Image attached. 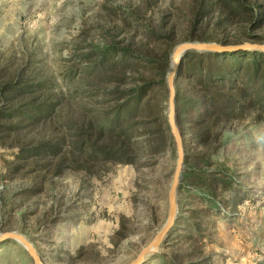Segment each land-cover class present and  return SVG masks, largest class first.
Returning a JSON list of instances; mask_svg holds the SVG:
<instances>
[{"label": "rangeland", "instance_id": "obj_1", "mask_svg": "<svg viewBox=\"0 0 264 264\" xmlns=\"http://www.w3.org/2000/svg\"><path fill=\"white\" fill-rule=\"evenodd\" d=\"M184 42L264 45V0H0V264H33L14 235L41 264H128L155 237ZM186 54L176 219L143 264H264V93L198 84Z\"/></svg>", "mask_w": 264, "mask_h": 264}, {"label": "water", "instance_id": "obj_2", "mask_svg": "<svg viewBox=\"0 0 264 264\" xmlns=\"http://www.w3.org/2000/svg\"><path fill=\"white\" fill-rule=\"evenodd\" d=\"M240 50L264 52V45L256 43L242 44H218L207 42H184L177 45L171 55V66L166 75L167 90V122L170 135L176 149V165L171 178V183L167 192V218L155 237L137 254V256L128 264H143L149 255L157 252L161 244L168 238L177 214V190L179 187L182 166H183V147L180 134L176 124L175 108V82L178 76V70L183 56L190 51L195 52H213L216 54H226ZM14 235V234H12ZM15 238L22 243L28 252L33 264H41V260L33 246L19 235Z\"/></svg>", "mask_w": 264, "mask_h": 264}, {"label": "trees", "instance_id": "obj_3", "mask_svg": "<svg viewBox=\"0 0 264 264\" xmlns=\"http://www.w3.org/2000/svg\"><path fill=\"white\" fill-rule=\"evenodd\" d=\"M222 1L227 5L230 0ZM122 52L125 53L124 55H131V57L139 59L138 56L130 54L131 52H127L126 50ZM196 53L199 57V72L202 76V78L195 77L198 84L207 83L213 87H228L231 89L229 84H227L228 80H230V76L228 75H233L240 78L239 83L245 88L251 90L258 88L264 93V52L240 50L226 54H216L213 52ZM168 63L160 75L161 84L166 80ZM183 67L184 59L181 60L179 69ZM239 80L238 78L236 79V81ZM175 98H177V95H175Z\"/></svg>", "mask_w": 264, "mask_h": 264}]
</instances>
